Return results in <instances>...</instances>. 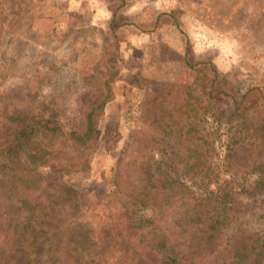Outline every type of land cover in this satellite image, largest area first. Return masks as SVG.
Listing matches in <instances>:
<instances>
[{
	"label": "trees",
	"instance_id": "16d2710c",
	"mask_svg": "<svg viewBox=\"0 0 264 264\" xmlns=\"http://www.w3.org/2000/svg\"><path fill=\"white\" fill-rule=\"evenodd\" d=\"M115 19L114 10L113 30ZM199 72L197 90L183 88L177 104L174 83L144 103L157 159H116L102 205L86 206L38 168L87 163L114 98L109 78L102 98L83 112V129L0 107V264H264V228L252 227L264 219V82L233 93L215 69ZM219 96L231 98L228 111L216 107ZM239 144L249 146L242 161L231 156ZM153 196L167 204L160 218L142 211Z\"/></svg>",
	"mask_w": 264,
	"mask_h": 264
},
{
	"label": "rangeland",
	"instance_id": "374dc122",
	"mask_svg": "<svg viewBox=\"0 0 264 264\" xmlns=\"http://www.w3.org/2000/svg\"><path fill=\"white\" fill-rule=\"evenodd\" d=\"M212 68L233 93L264 82V0H0V107L83 129V112L111 80L114 98L105 105L93 150L84 155L87 163L64 171L38 168L70 185L86 206L103 204L116 159H157L146 137L144 103L174 83L177 104L183 88L197 90L199 70ZM214 102L226 111L233 105L225 96ZM217 138L225 142L224 135ZM218 150L222 156L224 146ZM248 152L239 144L231 156L242 161ZM141 207L160 218L167 204L153 196ZM252 227L264 228V219Z\"/></svg>",
	"mask_w": 264,
	"mask_h": 264
}]
</instances>
